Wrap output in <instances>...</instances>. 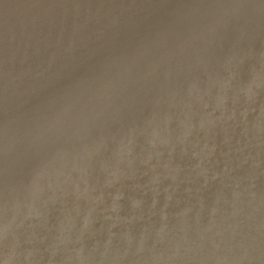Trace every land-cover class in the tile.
Here are the masks:
<instances>
[{
	"label": "water",
	"instance_id": "95a60500",
	"mask_svg": "<svg viewBox=\"0 0 264 264\" xmlns=\"http://www.w3.org/2000/svg\"><path fill=\"white\" fill-rule=\"evenodd\" d=\"M0 264H264V0H0Z\"/></svg>",
	"mask_w": 264,
	"mask_h": 264
}]
</instances>
